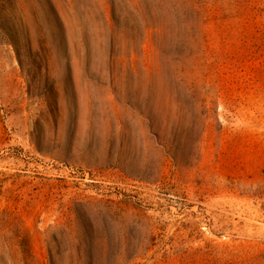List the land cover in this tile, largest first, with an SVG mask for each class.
<instances>
[{
    "label": "rangeland",
    "instance_id": "rangeland-1",
    "mask_svg": "<svg viewBox=\"0 0 264 264\" xmlns=\"http://www.w3.org/2000/svg\"><path fill=\"white\" fill-rule=\"evenodd\" d=\"M0 264H264V0H0Z\"/></svg>",
    "mask_w": 264,
    "mask_h": 264
}]
</instances>
